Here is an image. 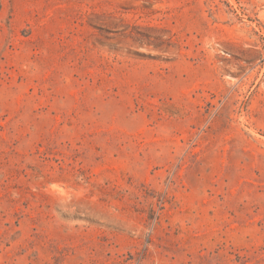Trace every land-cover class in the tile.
I'll use <instances>...</instances> for the list:
<instances>
[{"label": "rangeland", "instance_id": "374dc122", "mask_svg": "<svg viewBox=\"0 0 264 264\" xmlns=\"http://www.w3.org/2000/svg\"><path fill=\"white\" fill-rule=\"evenodd\" d=\"M0 264H264V0H0Z\"/></svg>", "mask_w": 264, "mask_h": 264}]
</instances>
